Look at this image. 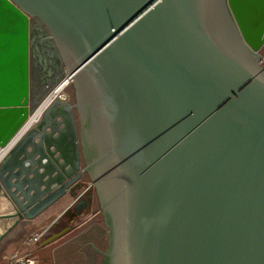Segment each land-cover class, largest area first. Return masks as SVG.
Instances as JSON below:
<instances>
[{"label": "water", "instance_id": "95a60500", "mask_svg": "<svg viewBox=\"0 0 264 264\" xmlns=\"http://www.w3.org/2000/svg\"><path fill=\"white\" fill-rule=\"evenodd\" d=\"M3 1L24 20V69L0 114L15 108L19 132L56 87L33 102L29 18L74 100L55 98L2 157L0 221H14L0 243L66 195L88 205L87 180L100 264H264V0Z\"/></svg>", "mask_w": 264, "mask_h": 264}, {"label": "bare ground", "instance_id": "6f19581e", "mask_svg": "<svg viewBox=\"0 0 264 264\" xmlns=\"http://www.w3.org/2000/svg\"><path fill=\"white\" fill-rule=\"evenodd\" d=\"M23 23L22 17L3 0H0V96H8L14 89H17L15 92L19 96L22 93L19 87L21 73L24 69L23 56L22 54L15 55L13 51L17 44V37L22 32ZM8 53H10V56L6 62L5 58ZM69 82V77L63 79L53 90L51 98L58 96L69 85ZM51 98L35 112L29 121L23 124L19 132L15 131L22 123L16 121L19 113L16 112L15 108H11L9 113H5V115L0 114V141L6 143L3 147H0V158L6 154L20 135L40 119Z\"/></svg>", "mask_w": 264, "mask_h": 264}, {"label": "crops", "instance_id": "0c3cea01", "mask_svg": "<svg viewBox=\"0 0 264 264\" xmlns=\"http://www.w3.org/2000/svg\"><path fill=\"white\" fill-rule=\"evenodd\" d=\"M85 182L88 183L87 180ZM80 193L81 192L78 191L77 195H79ZM82 198L83 201L89 202L88 205L82 207L81 210L79 209L80 211L77 212V216H76V218L78 220L79 219L82 220L84 224V228H82L80 232L83 241H85V243L82 244V247H86L87 256H90V253L88 254V251L90 250L98 254V264H100L102 260V255L98 251V249L100 251H105L107 248L108 245L107 229L105 228L103 223V218L99 213V207L97 205V200L95 198L93 190L87 192L85 196ZM74 202L75 200L70 195H66L63 198H61L59 201H57L54 205H52L50 208H48L46 211H44L42 214L34 218L33 220H25L19 223L11 231V233L1 241L0 250H3L8 246L15 244V242L24 234V232L35 229L36 227H41L44 223L47 222L52 223L55 220L62 219L63 214H68V212H70ZM6 212H8V209L5 206H0V214ZM13 221H14L13 219L1 220L0 229L4 231L5 227L12 224ZM68 231H69L68 229H63L60 233L55 234V236H57L56 238H59L62 235H65ZM66 245L67 243L65 242L61 244L63 248H66ZM58 246L55 248H58ZM57 257L58 259L60 258L59 255Z\"/></svg>", "mask_w": 264, "mask_h": 264}, {"label": "flooded vegetation", "instance_id": "af4514ba", "mask_svg": "<svg viewBox=\"0 0 264 264\" xmlns=\"http://www.w3.org/2000/svg\"><path fill=\"white\" fill-rule=\"evenodd\" d=\"M28 42L31 92L33 99L39 101L49 90L53 89L65 78V66L57 54V50L53 45L48 30L35 18L28 19ZM262 50L260 51V55L261 64L263 65ZM68 97L70 102H73V90L71 96ZM83 187L84 189L82 191L86 190L87 182L83 181ZM90 190H92V188L87 189L83 197ZM78 202L79 200H76L70 212H68V214H63V216L68 215L71 218L76 217L77 212L81 210L80 207L76 206ZM69 228L70 227L67 226L65 229ZM55 234L58 233H53L52 237L55 236ZM79 253L85 254L84 259H79L76 264H98V254L93 251H88L90 256L86 255V251H80Z\"/></svg>", "mask_w": 264, "mask_h": 264}, {"label": "rangeland", "instance_id": "374dc122", "mask_svg": "<svg viewBox=\"0 0 264 264\" xmlns=\"http://www.w3.org/2000/svg\"><path fill=\"white\" fill-rule=\"evenodd\" d=\"M262 62L264 65V48L262 50ZM71 83L72 81L57 96V98H59V96L63 93L71 96L73 90ZM32 100L35 102L33 97ZM99 213L101 215L100 211ZM67 226L70 228L65 235H62L61 237L58 236L59 238L47 241L50 237H52L53 233H60V231L65 229ZM82 228H84L82 220H78L76 217L71 218L68 215H64L62 219L55 220L52 223H44L41 227H36L35 229L24 232V234L15 242V244L0 250V263L4 261V256L8 257L15 251H19L21 255H26L33 258L35 260V264H76L79 259H84L85 255L80 254L79 252L86 251V247H82V244L85 243V241L82 239V236L80 235ZM39 231H45V234L39 239L38 242L32 241L29 245L24 244L26 239ZM64 242L67 243L66 248L61 246V244ZM57 246L58 248H55ZM58 255L60 256L59 259L57 257Z\"/></svg>", "mask_w": 264, "mask_h": 264}, {"label": "built area", "instance_id": "2783aa9c", "mask_svg": "<svg viewBox=\"0 0 264 264\" xmlns=\"http://www.w3.org/2000/svg\"><path fill=\"white\" fill-rule=\"evenodd\" d=\"M67 77H69V76L66 75L65 78H67ZM65 78H64V79H65ZM69 80H70V82H71V81H72V77H69ZM70 82H69V84H70ZM52 93H53V91L50 92V93L48 94V96L42 101V103H41L40 106L37 108V110H38V109H39V108H40V107H41L46 101H48L49 98H51ZM56 97H57V96H54V97H52V98L49 100V103L46 105V108L50 105V103H51ZM46 108H45V110H46ZM37 110H36V111H37ZM45 110H44V111H45ZM44 111L42 112V114L44 113ZM34 114H35V113H34ZM42 114H41V116H42ZM31 117H32V116H31ZM31 117H29V119H30ZM40 118H41V117H40ZM2 157H3V156H2ZM2 157L0 158V161H1ZM89 188H92V189H93V186H92V184H91L90 182L87 183V188H86V190L89 189ZM86 190H84V191L79 190V191H80L82 194H84V193L86 192ZM77 193H78V192H77ZM44 234H45V231H39V232H36V233L32 234L31 237H29L28 239H26V240L24 241V244H25V245H29V244H31L32 241H34V242H38L39 239H40ZM0 264H35V260H34L33 258L29 257V256L21 255V254L19 253V251H15V252L12 253L10 256L5 257L4 261H3L2 263H0Z\"/></svg>", "mask_w": 264, "mask_h": 264}]
</instances>
